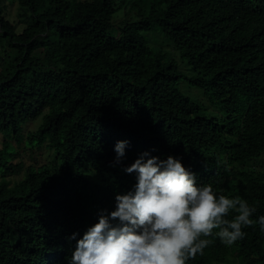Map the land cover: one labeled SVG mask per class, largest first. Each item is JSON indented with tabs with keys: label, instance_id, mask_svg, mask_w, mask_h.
<instances>
[{
	"label": "trees",
	"instance_id": "trees-1",
	"mask_svg": "<svg viewBox=\"0 0 264 264\" xmlns=\"http://www.w3.org/2000/svg\"><path fill=\"white\" fill-rule=\"evenodd\" d=\"M16 2L29 13L21 32L0 7L2 38L14 49L0 73V264H67L76 244L69 237L114 210L115 195L135 183L124 168L144 151L181 157L198 183L246 200L254 221L264 215V174L243 169L264 152V0ZM125 6L135 19L114 37L112 19ZM154 28L191 77L146 44L143 33ZM182 78L220 117L179 91ZM10 139L46 145L56 172L28 168L11 186L5 177L19 167ZM120 140L129 144L115 163ZM243 231L232 246L206 237L203 255L186 264H264V233L258 224Z\"/></svg>",
	"mask_w": 264,
	"mask_h": 264
},
{
	"label": "clouds",
	"instance_id": "clouds-1",
	"mask_svg": "<svg viewBox=\"0 0 264 264\" xmlns=\"http://www.w3.org/2000/svg\"><path fill=\"white\" fill-rule=\"evenodd\" d=\"M128 144L116 142L115 163L126 157ZM124 171L135 174V183L115 195L114 210L99 211L82 237H69L76 244L67 264H186L203 255L211 243L206 237L232 246L245 238L246 227L258 224L264 233V215L254 221L256 208L246 200L198 183L181 157L144 151Z\"/></svg>",
	"mask_w": 264,
	"mask_h": 264
},
{
	"label": "rangeland",
	"instance_id": "rangeland-1",
	"mask_svg": "<svg viewBox=\"0 0 264 264\" xmlns=\"http://www.w3.org/2000/svg\"><path fill=\"white\" fill-rule=\"evenodd\" d=\"M0 7L2 8V14L4 18L15 27L16 32H21L29 21L27 19L29 13L25 9L21 8L17 4L16 0H0ZM134 19V12L130 11L128 6L119 9L112 19V36L117 37L119 27ZM143 36L145 37L146 44L155 54L161 53L165 55L166 58L173 59L178 64V71L183 75L184 78H189L192 76L193 73L191 72L190 68L179 59L178 53L174 50L167 38L161 33L159 29L154 28L148 33H143ZM13 52L14 49L8 47L6 42L3 40L2 31L0 29V73H4L7 69V63L9 61L8 56L13 54ZM34 56L38 58L43 64H46L43 53L40 50L35 51ZM184 78L180 79L177 84L179 91L190 100L195 101L204 107L209 116L220 117V112L217 109V105L215 103L209 102L207 98L205 99V97L202 95V92L199 89L188 85ZM39 123L40 120H36L23 125L21 131L23 137L28 132L35 131ZM3 140V136L0 134V148L2 147ZM9 144L13 147L15 152V155L10 160V163L19 167L17 172L7 173L5 177V180L8 181L11 186L23 178L28 168L37 169L41 166H46L56 172V162L54 156L46 145L28 149V147L25 146L24 140L15 142L13 139L9 140ZM243 169L250 172L264 174V152L258 159L251 160L245 164Z\"/></svg>",
	"mask_w": 264,
	"mask_h": 264
}]
</instances>
